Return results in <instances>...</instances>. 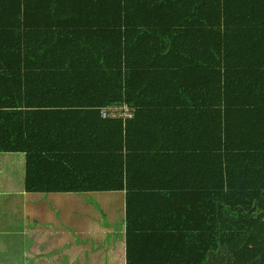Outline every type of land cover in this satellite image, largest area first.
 <instances>
[{
	"label": "trees",
	"instance_id": "obj_1",
	"mask_svg": "<svg viewBox=\"0 0 264 264\" xmlns=\"http://www.w3.org/2000/svg\"><path fill=\"white\" fill-rule=\"evenodd\" d=\"M211 113L216 186L133 150ZM263 117L264 0H0V264H264Z\"/></svg>",
	"mask_w": 264,
	"mask_h": 264
},
{
	"label": "crops",
	"instance_id": "obj_2",
	"mask_svg": "<svg viewBox=\"0 0 264 264\" xmlns=\"http://www.w3.org/2000/svg\"><path fill=\"white\" fill-rule=\"evenodd\" d=\"M214 117H216L215 113L205 118H131L130 121L134 120L133 150H136L137 154L149 156V159L151 156L155 165L161 166L163 170L179 163L180 166L185 165L186 171H197L201 177H206L207 174L210 187L216 186L219 178V149L216 139L220 118ZM187 131L194 136L189 135ZM194 137L199 138L198 143L188 141L184 144V139ZM207 138L211 143L209 148L206 147V141H203ZM150 173L154 172L150 171ZM192 186L193 184H190L189 188ZM200 186L206 184L200 183ZM172 191H174L171 193L173 198H177L176 202H184L186 192L180 195L176 190ZM182 196H185L184 199ZM183 213L178 216H189L187 212Z\"/></svg>",
	"mask_w": 264,
	"mask_h": 264
},
{
	"label": "built area",
	"instance_id": "obj_3",
	"mask_svg": "<svg viewBox=\"0 0 264 264\" xmlns=\"http://www.w3.org/2000/svg\"><path fill=\"white\" fill-rule=\"evenodd\" d=\"M126 111H125V114H126V116L127 117H131L132 116V112H129L128 111V108H124ZM119 111H120V109H114V110H111L110 112H111V114L114 116V117H116L117 116V114L119 113ZM107 111H104V115L106 116L107 115Z\"/></svg>",
	"mask_w": 264,
	"mask_h": 264
}]
</instances>
